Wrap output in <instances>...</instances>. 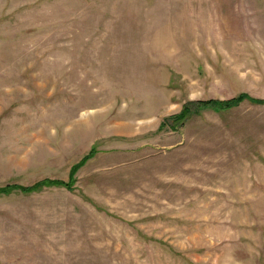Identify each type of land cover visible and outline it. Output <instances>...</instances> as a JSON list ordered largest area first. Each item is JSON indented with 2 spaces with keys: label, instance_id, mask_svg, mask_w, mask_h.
<instances>
[{
  "label": "rangeland",
  "instance_id": "1",
  "mask_svg": "<svg viewBox=\"0 0 264 264\" xmlns=\"http://www.w3.org/2000/svg\"><path fill=\"white\" fill-rule=\"evenodd\" d=\"M264 0H0V264H264Z\"/></svg>",
  "mask_w": 264,
  "mask_h": 264
},
{
  "label": "trees",
  "instance_id": "2",
  "mask_svg": "<svg viewBox=\"0 0 264 264\" xmlns=\"http://www.w3.org/2000/svg\"><path fill=\"white\" fill-rule=\"evenodd\" d=\"M243 98H247L248 100L255 101V102H263L264 101L261 98L249 96L246 93H240L235 97H230V98H226V99L210 98V99H206V100L199 99L196 101L195 100H193V101L189 100L188 103H185L182 106V108L180 109V111L177 114L166 117L164 122H168V121L172 120L170 125H174L177 121L183 119V117H185V115H187L190 112L192 106H203V107L213 106V107H217V108H228L230 105H234V104L238 103V101L242 100ZM93 151H95V150L93 148H91L87 154L82 156L78 162H76L75 164H73L70 167L69 174H68L69 180H64L61 178H47L46 177V178L39 179L32 184H24V185L6 184L3 186H0V193L9 192L14 187H17L19 189V191L29 192L33 189H36L37 187H39L41 185H49V184L64 186L67 189L71 188V186H72L71 177H72L74 171L77 169V167L79 165L84 163V161L93 153Z\"/></svg>",
  "mask_w": 264,
  "mask_h": 264
}]
</instances>
